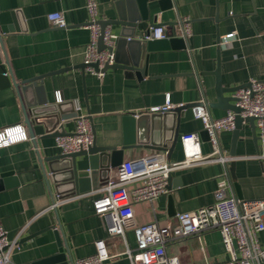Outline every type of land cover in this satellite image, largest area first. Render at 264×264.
<instances>
[{
  "label": "crops",
  "instance_id": "0c3cea01",
  "mask_svg": "<svg viewBox=\"0 0 264 264\" xmlns=\"http://www.w3.org/2000/svg\"><path fill=\"white\" fill-rule=\"evenodd\" d=\"M96 1L99 19H108L125 0ZM172 3V7L160 10L157 0L148 2L151 15L156 13V23L163 25L172 36H181L180 19L189 20L187 46L150 52L147 73L141 79L119 68L106 69L102 77L73 68L83 63L84 46L89 39L84 27L88 18L85 0H0V11H12L18 27L0 32V63L6 58L17 81L72 67L44 78L48 102L55 104L54 92L60 90L61 101L57 103L61 104L64 115H70L68 121L62 122L63 129L72 132L76 115L84 113L91 121L96 145L116 148L123 144L125 115L134 116L135 134L136 120L144 117L143 124L149 127V114L145 115L147 107L162 104L167 95L173 104L189 105L200 98L214 101L215 78L209 71L216 67L217 58L224 86L239 85L251 79L264 80V0H172ZM52 11L64 15L66 27L59 28L48 21L47 14ZM10 23L14 25L13 21ZM108 27L118 35L119 26ZM232 31L234 35L224 40ZM76 102L81 105L80 111H76ZM22 105L23 99L14 86L3 85L0 80V130L22 124L28 133ZM181 113L179 136L170 154V142L164 150L126 148L122 151L121 163L165 150L168 161L181 160L180 136L190 132L199 133L201 153L208 155L211 145L208 138L201 136V121L192 115L191 107ZM209 113L217 118L227 110L211 108ZM156 120L160 123V119ZM171 123L175 120L169 114L167 125ZM217 139L222 154L230 156L232 130L219 131ZM59 153L54 137L37 138L36 146L29 138L0 149V172L11 170L15 179L14 184L0 188V223L9 239H17L19 247L12 252L10 264H35L57 253L64 243L73 263L94 254V242L98 239L104 240L110 255L104 264H132L123 251L129 248L131 253L136 252L133 229L126 228L124 235H110L102 217L94 212L92 202L103 186L57 198L53 185L47 182L51 175L48 162L40 163L38 155L43 159ZM231 157L233 159L225 164L205 162L171 171L167 192L159 195L152 205L147 202L133 205L134 223L156 220L162 227H173L177 224V213L213 203L222 179L226 181L228 196L236 197L233 186L236 182L239 199H263L264 153L260 142L256 151L246 122L239 130ZM76 161L78 169L86 168L87 155L76 157ZM232 161L233 181L229 172ZM116 175L117 169H111L108 179ZM54 202L56 205L50 207ZM49 213L60 223L61 231L56 228L58 234L50 227ZM258 239L264 245V229L258 233ZM165 251L177 257L179 264H203L229 258L217 229L171 239L166 242Z\"/></svg>",
  "mask_w": 264,
  "mask_h": 264
},
{
  "label": "built area",
  "instance_id": "2783aa9c",
  "mask_svg": "<svg viewBox=\"0 0 264 264\" xmlns=\"http://www.w3.org/2000/svg\"><path fill=\"white\" fill-rule=\"evenodd\" d=\"M87 21L84 27L89 32V39L84 46V71L102 77L104 66L114 62V53L107 47H113L118 35L106 26L102 32L104 48L98 49V39L101 35L98 6L96 0H85ZM48 21L59 28L66 27L64 15L60 11L47 14ZM190 34L189 20L180 19V35L186 38ZM234 35V31L226 34V40ZM148 39L167 38L165 27L155 25L150 27ZM96 63L97 69L92 66ZM236 105L240 107L241 117L253 116L257 135L264 141V81L251 79L248 87L235 91ZM56 102L61 101L60 90H55ZM183 103L173 104L167 95L164 103L147 107V112H163ZM76 111L81 105L76 102ZM192 115L202 123L207 132L211 152L203 155L200 149V136L197 132L184 133L180 136L183 158L178 161H168L167 151H156L143 155L135 160H125L117 169L115 178L108 179L101 188L99 195L93 200L94 212L100 215L105 223L108 234L124 235L126 228L133 229L136 252L131 253L126 248L125 253L132 264H179L177 257L166 254V242L186 237L188 235L217 229L221 236L224 249L229 255L226 261L205 262L203 264H264V245L258 239V233L264 229V198L237 199L225 193L226 181L220 180L214 194L213 203L198 209L176 214L177 224L173 227H162L156 220L135 224L133 220V205L147 202L150 205L161 194L168 191L167 177L169 173L181 167L205 162L231 161L233 157L222 154L217 133L221 130H233L235 113L227 111L221 117L210 115L206 102L200 98L191 106ZM94 139L93 127L89 117L78 113L74 119L71 134L54 137L55 145L61 153H73L86 150ZM29 135L22 124L4 127L0 130V149L14 143L28 141ZM228 171L225 172V175ZM56 202L51 204L54 207ZM17 239H9L6 230L0 223V264H10L11 254L19 248ZM95 253L78 258L72 264H104L110 257L103 239L94 242Z\"/></svg>",
  "mask_w": 264,
  "mask_h": 264
},
{
  "label": "water",
  "instance_id": "95a60500",
  "mask_svg": "<svg viewBox=\"0 0 264 264\" xmlns=\"http://www.w3.org/2000/svg\"><path fill=\"white\" fill-rule=\"evenodd\" d=\"M149 1L152 0H125L123 5L119 4L116 6L112 18L99 19L98 22L101 28V35L98 39V49L104 48L102 43V32L104 28L108 25L119 26L118 38L115 45L113 47H107L109 51H113L114 53V62L111 65H105L103 68L104 71L108 68H119L124 70L126 74L141 79L142 76L147 73L150 52L167 49L169 47L185 48L187 46L184 37L172 36L170 32H166L167 38H147L150 27L159 24L156 23V13H152L151 15V7L148 4ZM157 1L160 10L172 7L173 5L172 0ZM12 21L14 25H11L10 22ZM17 28L14 13L12 11H0V32L13 31L17 30ZM216 41L219 46V37ZM0 46L2 47L1 39ZM85 66L84 63H81L79 65H74L73 68L79 67L84 71ZM92 66L97 69L96 63H93ZM71 68L70 66L63 67L46 74L35 75L17 81L7 66L6 58L4 63H0L1 84H12L23 99L22 109L24 123L28 129L29 138L34 146H36L37 138L71 134V132H66L63 129L62 124V122L69 120L70 115H64L62 113L61 104L57 102L55 104L48 102L44 84V78L46 76H51ZM209 73L215 78V100H205L208 110L211 108H220L235 113V123L234 129L232 130V140L229 151L230 156L234 155V146L239 139V130L243 122L248 123L250 126L251 139L256 151L258 152V145L260 142L262 152L264 153V141L261 142L256 133L255 118L253 116L241 117L239 114L241 109L236 105L237 97L234 96L236 90L242 87H248L249 82L234 86H224L220 77V62L218 58L216 60V67L214 70L209 71ZM194 104L195 103H191L189 105L175 107L163 112H149L145 114H149L150 125L148 127L143 124V119L145 118L140 117L136 120L137 130L135 134L133 132L134 116L131 114L125 115L124 140L120 148L96 145L94 134L93 143L86 150L67 154H54L44 157L43 159L38 155L40 163L42 160H47L48 162V169L51 175L50 178H47V182L53 185L57 198L62 199L106 184L109 171L111 169H119L120 167L123 149L144 147L153 150H164L167 148V143L170 142L168 147V154H170L179 136L178 123L180 117H182L181 110L186 107H191ZM169 114L174 117V124L171 123L167 125ZM156 119H160V123L158 122L159 120ZM201 136L208 138L205 130H203ZM82 155H87V166L84 169H78L76 157ZM229 172L231 180H235L233 161L230 163ZM14 180L13 171L0 172V188L14 184ZM169 180L170 173L167 177L168 190ZM233 186L236 192V198H241L236 182H233ZM49 217L50 227L55 229V233L58 234L56 228L61 231L60 223L57 218L56 220L52 218L51 213H49ZM67 251L66 244L64 243L63 246H59L57 253L47 259L37 261L35 264H72V260Z\"/></svg>",
  "mask_w": 264,
  "mask_h": 264
}]
</instances>
